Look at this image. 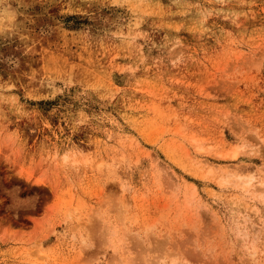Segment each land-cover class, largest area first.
<instances>
[{
  "label": "rangeland",
  "instance_id": "374dc122",
  "mask_svg": "<svg viewBox=\"0 0 264 264\" xmlns=\"http://www.w3.org/2000/svg\"><path fill=\"white\" fill-rule=\"evenodd\" d=\"M0 264H264V0H0Z\"/></svg>",
  "mask_w": 264,
  "mask_h": 264
}]
</instances>
